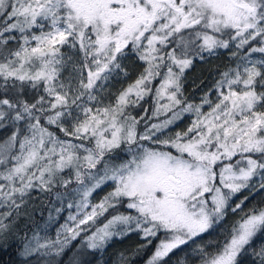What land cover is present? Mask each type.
<instances>
[{
    "label": "snow or ice",
    "instance_id": "6c2138e0",
    "mask_svg": "<svg viewBox=\"0 0 264 264\" xmlns=\"http://www.w3.org/2000/svg\"><path fill=\"white\" fill-rule=\"evenodd\" d=\"M0 18L4 37L0 46L16 39L13 32H19L23 41L10 53L14 59L5 56L0 62L4 82L0 87L7 93L11 81V88L22 93L25 84L33 89L42 85L45 93L33 101L19 94L0 95V121L12 113L16 121L27 117L32 133L19 142V155L13 153L15 135L0 143V165L9 157L15 161L0 172V181L5 182L0 184V208L18 210L34 187L51 191L53 178L65 169L74 170L81 186L76 189L78 203L68 204L78 213L90 207L93 192L109 181L113 184L90 212L79 219L69 215L73 225L65 224L55 240L41 242L34 234L25 245L26 255L46 249L42 255L64 256L70 241L85 230L82 225L123 203L131 212L113 215L88 236V249H103L114 237L138 232L144 246L157 241L146 264H167L166 258L186 245L194 247L201 264H245L250 249L264 264V206L245 210L247 195L234 202L244 190L264 194V60L249 59L254 53L264 54V0H0ZM32 29L39 34H25ZM225 34L228 39L221 38ZM232 42V55L240 56L243 64L218 81V102L206 114L201 106L179 107L180 78L193 63L190 52L212 53L228 49ZM129 45L145 62L144 73L118 95L115 104L88 106L97 100L96 82L120 68L118 55ZM64 47L77 50L81 67L87 69L86 78L81 72L75 88L70 82L57 83L71 60L62 52ZM162 69L166 71L156 89L153 117L166 118L138 133L140 120L127 108L151 93L150 85L161 77ZM74 105L82 115H74ZM192 111L196 119L187 131L167 134L183 113ZM42 117L80 143L61 140L41 126ZM69 117L74 121L70 128L62 123ZM141 141L160 147H145ZM121 145H127L131 159L110 166L105 158ZM70 183L64 180L62 186ZM229 211L237 219L218 246L209 250L200 244L199 238ZM11 216V210L0 214V234L9 230L5 220ZM68 264L85 262L73 254Z\"/></svg>",
    "mask_w": 264,
    "mask_h": 264
},
{
    "label": "trees",
    "instance_id": "16d2710c",
    "mask_svg": "<svg viewBox=\"0 0 264 264\" xmlns=\"http://www.w3.org/2000/svg\"><path fill=\"white\" fill-rule=\"evenodd\" d=\"M2 19V18H0ZM33 32V31H32ZM9 34L6 33L5 36ZM16 39L9 40L6 45L0 46V62H4V57H11L10 53L18 50L20 44L21 34L19 32H13ZM4 37H0L3 39ZM224 39L229 37L225 34L222 36ZM256 46V42H253ZM235 49H225L219 51L216 54H206L202 53L199 58H197V53H192L193 63L186 73L187 83L184 85V90L187 95L191 94H201L204 89H208L217 86L218 81L223 77L226 72H231L237 68L238 64H243L240 56H233L232 53ZM246 49L244 52L246 53ZM244 53H241L243 55ZM131 60L127 65V70L130 72L127 80L132 81L135 76L133 71L139 72L142 70L143 64L138 60L135 55L129 57ZM18 83V82H17ZM4 82L0 80V85ZM12 82L9 81L7 87L8 91L5 93V89L0 87V95H8L10 97H15L17 94L22 95V97L28 101H33L39 95H45L43 91V86H39L36 89L30 87V85L25 84L23 86L24 91L22 93H17L16 89L11 88ZM123 85V84H122ZM145 102L141 101L140 106L133 107V114H138V109ZM39 115V113H37ZM34 123V121H31ZM29 119L25 117L20 121L14 119V113L10 116L6 115L3 121H0V143H4L11 136L15 135L17 137V143L13 149V153L18 155L19 153V142H21L25 136L31 133L29 129ZM41 126L46 127L50 132L56 133L58 136H62L58 128L48 125L46 120L41 119ZM122 148L113 151L108 158L109 165H116L122 161ZM107 158V157H106ZM15 161L9 157L5 164L0 165V172H5L9 167L14 165ZM54 184L51 187V191H42L39 187L32 188L28 195L23 198V203L18 210L0 208V214L11 210L12 216L5 220V223L9 225V230L3 234H0V264H56L57 261L63 259L64 264H68V256L73 254H78L80 258L85 262V264H146L147 260L153 254L157 241L153 240L151 245L144 246L145 241L141 239V235L138 232H132L125 235L122 239L112 238L107 246L103 249L90 250L85 245V242L81 240L82 234L75 240L70 241L68 248L66 249V254L62 257H56L53 255H42L46 249H40L39 252H34L31 255L25 254V245L30 241H33V236L38 235L41 237V242L45 239L55 240V229L61 224L62 221L75 210V206L72 208L68 207L69 203L75 205L76 193L74 188L76 186V180L71 176V169H65L62 172L56 174L53 178ZM64 180H71L72 183L68 184L65 188L62 186ZM4 181H0V184H4ZM257 201H252V198L245 203V210L252 206H264V196L261 197L260 191H257ZM241 196H245L242 194ZM57 209H60L57 212ZM131 210H128L123 203L117 205L115 208H109L97 221L99 223H107V221L115 214L123 213L129 214ZM134 214V213H132ZM230 213L226 216L230 220L228 225L232 224L237 216L233 215L230 217ZM214 229H211L209 233L202 236V239L209 238L212 233L214 235L218 234V230L213 233ZM63 239L64 237H60ZM216 246L221 241V236L214 238ZM34 244V242H33ZM258 248V246H257ZM177 250L170 254L167 260V264H179L177 257ZM120 260L121 263H117ZM245 264H259V258L253 254L251 249L249 250L247 256L245 257Z\"/></svg>",
    "mask_w": 264,
    "mask_h": 264
},
{
    "label": "rangeland",
    "instance_id": "374dc122",
    "mask_svg": "<svg viewBox=\"0 0 264 264\" xmlns=\"http://www.w3.org/2000/svg\"><path fill=\"white\" fill-rule=\"evenodd\" d=\"M32 31L29 33H25V34H27V35H31L32 33L39 34L38 29H32ZM217 35L219 36V34H217ZM22 42L23 41L20 37L19 44H21ZM198 43H202V41L198 42ZM33 44H34V42H33ZM229 48L235 49L234 42H232L230 44ZM223 50H225V49L218 48V49L214 50V52H212V53H209L207 51H204V53L210 55V54H216L217 52L223 51ZM62 52L65 54L66 58L71 57V60L68 61L67 66L61 72L60 81H57V83H59V82L69 83L70 82L73 85V88H75L76 86H78V82H79L81 72L83 73L85 78L87 76V69H83L81 67L82 55L77 50L70 49L68 47H64L62 49ZM194 52L197 53V58H199L200 55L203 53V52H198L196 50H193L192 52H190L191 58H193L192 53H194ZM133 55H135V57L138 58V60L143 64V67H142V70H140L139 72L133 71L135 73L134 74L135 76L133 77V80L130 81V80H127L128 75L130 73L127 70V65L132 66V64H129L131 61L129 59V57H133ZM117 59H118V62L120 64V68L113 69L112 71H110L108 73L102 74V75H106L107 79L106 80L102 79V80L96 82L97 86L93 90V94L97 97V100L95 102L89 103L88 106H92L93 104H95L96 106L104 107V106H107L109 104H115L118 95L122 91L126 90L130 85L134 84L135 81L141 76V74L144 73V70L146 68V64H145V62H143L139 58L138 53L131 47V45H129V47L125 48L123 50V54H119ZM249 59L256 60V61L264 60V54L254 53V54H252L251 57H249ZM127 61H128V64L126 65ZM74 65H75V69L73 67ZM190 67L184 71L183 75L180 78L181 93L182 94L179 96V99H181L182 104L179 107H184L187 104L193 105L194 108L196 106H201V112L206 114L207 112H209L211 110V107L214 106L219 100L217 86L214 85L213 87H210L208 89L202 88L201 91L202 90H205V91L201 92V94L187 95L185 93V90H184V85H185V83H187L188 79L186 77V73L188 72ZM132 68H133V66H132ZM165 71L166 70L162 69L161 77H158L155 80H153L152 84L150 85L152 91H151V93L146 94L144 96V99L141 100L142 102L144 101L145 103L141 107H139L138 114H133V107L140 106L141 101H139V104L137 106L129 105L127 108V112H129L133 117H136L137 119L140 120V123L137 126L138 133H143L146 126H150L152 123H157V122L162 121L166 118L164 115H161L158 119L156 117H153V112L155 111V109L157 107L156 89L160 86V84L162 82V76H163V73ZM174 71H178V69H174ZM240 71H243L242 66L240 68ZM257 90L258 91L261 90L259 85H257ZM224 91L226 92L227 88H225ZM70 95H71V93H70ZM205 99H207V101H209L210 103H205ZM85 100H86V97H85ZM83 102L84 101H81V103H83ZM165 102H166V100L159 101V103H161V104H163ZM73 112H74V115H82L75 108V105L73 106ZM171 115H172L171 112L167 113L168 117H170ZM195 119H196L195 111L185 112L182 114V116L179 120H177L172 126H170L166 130V132L168 135H171V136H174L176 132H185L191 126L192 122ZM73 122L74 121H73L72 117H69L68 119L62 121V123H64L65 126L69 127V128L71 127V124ZM51 126L56 127L55 125H51ZM58 131H60L59 128H58ZM31 134L32 133H30L28 135V137H31ZM55 135L57 137H59L61 140H71L73 143H77V144L80 143V141L74 140L71 137H66L63 132H61L62 136H58L56 133H55ZM140 144L145 146V147H151V148H159L160 147L159 145L152 144L149 141H141ZM121 148H122V150H121L122 151L121 152L122 161H120L116 165L125 163L127 160L131 159V153L127 151V145H121ZM118 149H120V148H118ZM115 150H117V149H114L113 151H115ZM168 150L174 152V149H168ZM19 154H20V150H19L18 155ZM53 159H55V157ZM105 159L108 161V159H110V158L107 157ZM93 171H95V170H93ZM71 176H72V178L75 179V172L73 169H71ZM86 183H87V180H86ZM79 187H81V186L78 185L76 182L74 192L76 193L77 203L81 198L76 192V189H78ZM112 190H113V184L111 181H109L107 184L103 185L100 189H97L95 192H93L92 195L89 197V205H90L89 208L83 209L79 213H78L77 208H75L74 212L72 214H69V215L77 216V218L79 219L83 215V212H85V211L90 212L91 211V205L98 204ZM257 191L258 190H252V191L244 190L241 193L237 194L236 197H234V202L236 200H238L240 197H243V196H241L242 194L247 195L249 198H251L253 196L252 201L256 202L257 201V193H256ZM260 195H261V197L264 196V194H262V193H260ZM229 213L231 216L233 215V217H234L233 213H231L230 211H229ZM69 215L55 229V235L57 234V232L61 231L62 227L65 224L73 225V222L68 219ZM101 216L96 217V219L94 221H89V223L87 225L81 226L83 229H85L84 231L80 232V235L82 234L81 240L83 242H85V245H86L87 237L92 235V233H94L97 229L102 228L104 226L105 223L97 224V221ZM225 219H226V217H225ZM225 219L222 220L218 225H215L213 228L214 229L213 233H215V231L218 230V234L214 235L211 233L209 235V238H206V239H202V237L199 238L200 244H202L203 246H205L209 250H214L217 247L216 244L218 243L215 241L214 238L217 236H219V237L221 236V238H222L221 241H222L224 239V237L227 235L228 230L230 229V226L232 225V224L228 225V223L230 221L228 218H227V220H225ZM234 219L236 220V218H234ZM61 237H64L63 233L61 234ZM177 251H178L177 257L179 260V264H201L200 256L197 254L194 247L186 245L182 249H178ZM118 262L121 263L120 260H118L117 263Z\"/></svg>",
    "mask_w": 264,
    "mask_h": 264
}]
</instances>
